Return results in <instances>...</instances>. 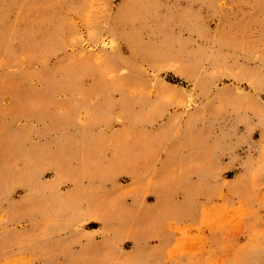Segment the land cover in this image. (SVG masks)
<instances>
[{"label":"rangeland","instance_id":"1","mask_svg":"<svg viewBox=\"0 0 264 264\" xmlns=\"http://www.w3.org/2000/svg\"><path fill=\"white\" fill-rule=\"evenodd\" d=\"M0 264H264V0H0Z\"/></svg>","mask_w":264,"mask_h":264}]
</instances>
